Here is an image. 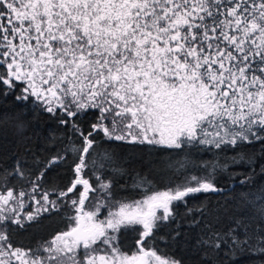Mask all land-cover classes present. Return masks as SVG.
I'll return each instance as SVG.
<instances>
[{
  "label": "snow or ice",
  "instance_id": "6c2138e0",
  "mask_svg": "<svg viewBox=\"0 0 264 264\" xmlns=\"http://www.w3.org/2000/svg\"><path fill=\"white\" fill-rule=\"evenodd\" d=\"M17 83L24 85L14 97L23 112L59 113L61 125L86 110L99 115L86 135L72 124L64 152L78 162L66 190L39 188L43 175L65 156L52 157L34 181H28L19 158L0 177V264H175L144 245L174 219L176 204L224 191L215 181L230 166L247 164L254 172L253 157L220 152L260 143L264 157V0H0V95L6 98ZM101 132L108 140L146 144L150 151L182 153L166 165L171 187L154 191L153 182L137 174L133 182L144 198L125 203L113 201L110 185L101 183L104 199L85 210L95 190L83 174L97 166L89 156ZM205 151L211 160L192 156ZM98 155L101 166L115 159L108 150ZM107 170L122 174L114 164ZM236 175L231 174L233 183ZM10 177L31 188L15 192L7 187ZM251 180L250 174L240 181L237 207L264 222V185L246 191ZM78 186L83 190L70 201L75 214L66 215L67 230L36 249L13 245L10 226L61 210ZM29 200L34 210L22 215ZM104 209L107 216L100 219ZM193 212L203 215L206 206L188 209ZM245 219L197 240L211 249L212 264L222 249L224 264L237 260V252L264 256V229L257 224L250 231ZM136 226L138 251L128 255L119 235Z\"/></svg>",
  "mask_w": 264,
  "mask_h": 264
},
{
  "label": "trees",
  "instance_id": "16d2710c",
  "mask_svg": "<svg viewBox=\"0 0 264 264\" xmlns=\"http://www.w3.org/2000/svg\"><path fill=\"white\" fill-rule=\"evenodd\" d=\"M6 68V67H5ZM6 71V69H3ZM22 84L17 83L15 91L6 98L0 95V177H3L5 170H11L14 161L19 158L23 163L25 175L28 181H34L40 175L44 165L54 156H65V159L50 168L42 177L39 184L41 192L47 190H66L70 182L75 178L72 171L74 164L78 162V157L68 153L65 154L64 146L68 144V137L74 134L70 131L72 124L76 123L86 135L92 124L96 123L99 115L97 110H86L82 115H77L74 120H69L67 125H61L59 113L47 114L43 111L33 112L21 111V103L15 102L14 97L19 95ZM34 107V106H31ZM67 119V117H64ZM21 126H23L21 128ZM55 136L53 141L50 137ZM63 137V139H61ZM98 142V148L89 156L97 159L95 168L85 169L84 178L88 177L94 187H99L96 176L99 175L107 179L110 185L111 197L115 199L141 198L144 196L143 189H137L134 184L137 174L147 176V179L155 185L154 191L167 187V177L171 175L166 170V165L176 160L178 151L173 150H149L148 145L131 143L128 141H115L106 139L102 132L94 136ZM76 143H81L78 135ZM260 143L245 144L242 148L230 149L220 152L221 157L232 156L242 151L246 157H253L256 161L254 172L251 166L239 164L230 166L228 174H219L215 183L225 190L218 193H199L193 198L187 199L186 203L178 202L174 208V219L171 222H164L154 232L151 239L145 246L152 247L159 253L167 254L179 260L180 264H212L210 259L211 249L206 246H198L197 240L207 237L210 232H226L236 219L245 217V223L251 222L252 231L257 224L264 229V222L251 220L252 212H242L237 207V194L241 190L240 181L246 176L252 175L249 185L244 189L256 191L264 185V174H261V166L264 165V157L260 155ZM101 150H108L115 159L112 162H105L101 166L103 157L98 155ZM197 160H211L210 152L192 153ZM121 170L122 174L115 171H108L109 167ZM232 173H237L235 182L231 178ZM200 174V173H197ZM7 187L13 188L15 192L21 189L27 191L31 188V183L17 177H10ZM7 188L3 189L6 191ZM79 186L68 195V203L62 202L61 210L51 214H43L36 221H25L24 226H10L9 235L14 246L23 249H36L43 242L48 241L55 234L65 231L69 222L67 216H71L73 210L69 207L70 201L76 198ZM151 194V191L147 193ZM39 198V195L37 196ZM50 199H56L51 196ZM201 205L206 206V213H188V209H196ZM34 204L28 201L22 215L33 212ZM195 221L196 223H192ZM264 235V231H261ZM139 238V230L121 232L119 235V245L132 250ZM226 248V246H224ZM207 254V255H206ZM41 255L43 253L41 252ZM237 260L229 261V264H251L253 260H264V256L241 254L237 252ZM214 259L217 264H224L225 256L223 249Z\"/></svg>",
  "mask_w": 264,
  "mask_h": 264
},
{
  "label": "rangeland",
  "instance_id": "374dc122",
  "mask_svg": "<svg viewBox=\"0 0 264 264\" xmlns=\"http://www.w3.org/2000/svg\"><path fill=\"white\" fill-rule=\"evenodd\" d=\"M5 69H6V68H5ZM22 87H24V85H22ZM97 177H99V179H97ZM85 179H88V180H89L90 185H92L93 189L95 190V191L89 193L90 201L86 204V207H85V210H92L93 204H95L96 202H98V201H100V200H103L105 194L102 193V192L99 190V187H94L93 183L90 181V179H89L88 177H86ZM96 182H98V185H100L101 183H106V184H108L107 179H105L104 177H101V176H99V175L96 176ZM167 187H171V185H168ZM167 187L163 188L162 190H165ZM82 190H83L82 186H79V192H78V195H77L76 198H74V199H77V200H78V198H79V193H80V191H82ZM157 191H161V190H157ZM149 195H150V194H149ZM142 198H144V196H141V198H133V199H131V200H128V199H121V198H120V199L112 198V200H113V201H117V202L130 203V202H132V201L140 200V199H142ZM116 207H118V204H117L116 206H114L112 210H116ZM107 212H108V209H104V211H103V215H101L99 218H100V219H104L105 216H107ZM74 214H75V213H74V210H73V212H72L71 215H74ZM73 226H74V224H73ZM68 227H69V226H68ZM136 227L138 228V230H140V226H136ZM66 230H67V229H66ZM119 246H120V245H119ZM120 248H121V251H122L123 253L128 254V255H132L133 253H135V252L138 251V246H137V244L135 245V247H134L132 250H130V249L124 247V246H120ZM150 248H152V247H150ZM152 249H153V248H152ZM154 251H156V250H154ZM156 252H157V251H156ZM157 255H159V256L161 257V259L168 260V261H174L175 264H180L178 259H175V258H173V257L170 256V255H167V254L165 255V254H162V253H159V252H157Z\"/></svg>",
  "mask_w": 264,
  "mask_h": 264
},
{
  "label": "flooded vegetation",
  "instance_id": "af4514ba",
  "mask_svg": "<svg viewBox=\"0 0 264 264\" xmlns=\"http://www.w3.org/2000/svg\"><path fill=\"white\" fill-rule=\"evenodd\" d=\"M102 134H103V133H102ZM137 246H138V245H137ZM138 247H139V246H138ZM144 247H145L146 249L150 248V247H147V246H145V245H144ZM151 249H152V248H151ZM153 250H154V249H153Z\"/></svg>",
  "mask_w": 264,
  "mask_h": 264
},
{
  "label": "water",
  "instance_id": "95a60500",
  "mask_svg": "<svg viewBox=\"0 0 264 264\" xmlns=\"http://www.w3.org/2000/svg\"><path fill=\"white\" fill-rule=\"evenodd\" d=\"M149 249V248H148ZM153 250V249H152Z\"/></svg>",
  "mask_w": 264,
  "mask_h": 264
}]
</instances>
